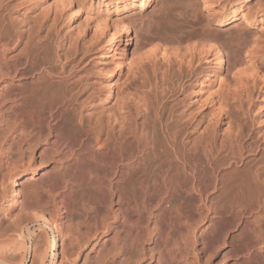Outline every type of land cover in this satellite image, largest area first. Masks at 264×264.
Returning <instances> with one entry per match:
<instances>
[{"label":"bare ground","instance_id":"1","mask_svg":"<svg viewBox=\"0 0 264 264\" xmlns=\"http://www.w3.org/2000/svg\"><path fill=\"white\" fill-rule=\"evenodd\" d=\"M55 1L63 6L72 7L71 21L79 16L80 6L73 7V0ZM222 1L227 0H202L201 4L205 9L211 10L221 5ZM90 2L103 5L109 10L110 14L105 20L100 17L103 20L101 24L104 23L100 25L103 28L98 30L101 32L99 36L101 34L103 36L107 29L113 28L112 38L115 39V46L108 47L104 56L109 58L112 53L113 58L119 59L115 64V69L119 74L122 73L127 62L130 64L135 62L139 79L142 80L141 86L145 88L151 84L153 77L159 81L166 76L175 61V56L181 59L180 64L185 63L190 69L184 77L187 79L196 75L194 66L198 56L211 54L218 57L221 70L227 58L233 55V61L236 62L232 63L230 71L234 72L233 79L238 87L235 86L236 90H233L235 93L232 94L233 92H229L231 89L228 90L226 86L229 84H225L224 77L218 74L213 85L218 87L214 95L224 91L226 97L227 94L232 95L230 97L233 100H236L237 96L240 104L244 103L245 97L248 101L251 100L250 93L244 90V86L250 84L249 79L256 77L252 70L255 67H252L253 64H250L252 65L249 66L250 69L247 65V68L243 67L244 60L241 53L243 51L246 55H255L256 48L261 49V47L259 43L257 45L258 40L249 36L248 33L243 32L244 34H240L241 37H237L241 46L239 45L240 49L235 50L228 44L218 45L219 41L215 43L216 38L211 39L209 34H198V40L193 37L196 35L187 36V39H184V36L183 40L180 38L182 45L187 43L188 48L191 47L186 48L188 50L187 54L185 53L186 56L175 52L181 44L180 46L178 44L175 49L170 46V42L168 43L169 39L166 42L165 39L157 37L143 43L138 48V59L132 61L127 54L131 42L130 23L120 18L115 17L114 19L112 14L123 10L121 8L125 3L132 8L145 10L153 0H115L114 4L104 0H90ZM8 7L0 5V81L5 85L2 89L4 97L1 110L8 114L11 131L3 140L9 146L7 151L0 145V174L5 170L13 172L17 168L27 166L25 173L15 175L14 183L23 179L28 182H37L38 185L30 195L40 196L42 201L44 198L49 199L57 195V205L62 208L63 212L64 210H75L73 195L78 188L85 187L97 192V198L90 201L92 207L89 211L86 210V214L82 213L81 220L75 224L70 221V226L74 228L77 235H90L94 230L91 225L92 220H100L103 226L114 233L116 238L124 237L123 248L125 246L126 249L129 248L125 254L127 261L139 254V244L143 236H149L148 242L157 238L166 247L178 229L186 228L187 230L190 223L198 219L197 221L200 220L198 223L203 225L197 224L196 229L192 230L193 264H213L217 260L214 259L217 257L216 252L221 246L226 252L225 258L235 256L232 252L234 251L232 241L236 239L242 245L241 252L236 254L237 263L264 264V170L258 166V163L264 164V156L258 163L249 166L250 162H245L247 158L243 155L246 151L251 152L252 146H247L239 136L234 134L221 141L216 138V135H212L202 143L190 145L189 141L186 142L182 138L189 133L192 124L191 120L187 119L186 113L174 115L171 109L167 122L163 124L160 122L161 127H158L148 118L150 115L160 116V111L164 108L158 105L156 108L153 107L155 109L152 112V102L145 107L142 105L144 106L146 102L140 105L143 109L141 117L148 116L141 125L136 121L137 116L135 119L132 116L131 107L127 105L129 111L125 108L124 102L120 104L122 106L119 110L110 113L106 118H96L90 113L85 115L86 111L91 112L87 103L95 100L93 97L96 87L89 82L87 77H79V70L75 67L78 64L77 59L63 57L59 54L61 45L56 42L55 53L45 54L42 62L36 63L34 61L36 59L32 58L34 52L30 49L31 30L28 25L19 26L16 21L18 17L10 13ZM251 12L234 15V18H240L246 26H253L255 15ZM257 13H259L258 10ZM224 20L220 23L221 25L232 19ZM180 39L177 40L180 41ZM21 44H24L21 54L14 55L13 53ZM171 44L174 46L175 42ZM119 50H121L120 54ZM231 58L233 57H230V60ZM74 63L75 65H72ZM69 66L71 69L67 71ZM151 72L154 75L152 78ZM56 78L59 80H55ZM184 78H180L179 90L184 87L181 83ZM261 78L264 80V75ZM23 80H31V84L35 87L42 86L39 90L43 94V104L40 102L36 107H32L28 103V98L34 94V91L19 90L21 85L19 81ZM224 87L227 89L224 90ZM107 89L105 102L115 98L113 86L109 85ZM128 90L120 92L121 98L126 101L128 96L134 92ZM243 92L246 93L245 97H243ZM86 94L89 96L87 102L79 103V97ZM262 98L260 108L264 110V94ZM136 108L134 109L138 110L140 107ZM48 144L53 149L58 146L62 154L58 159L56 170L52 171L51 180L43 182L40 179L41 176L34 178L36 171L33 168L35 166L33 155L35 149L42 150ZM157 148L164 150L166 161L169 163L168 168L155 165L159 157ZM44 151L46 152V148ZM28 152L29 160L26 162ZM240 164L245 167L249 166V168L241 171ZM29 171L32 173H26ZM9 175L7 177L12 178ZM173 202H178L181 209L180 206L178 209L164 208L166 203ZM20 203L26 206L23 201ZM32 217L35 222H40L45 218L39 214ZM228 223L229 226H227ZM217 224H222V227H217ZM120 225L122 228L119 227ZM27 231L31 232V229L27 227ZM249 233L254 234L253 244H250L246 238ZM20 244L13 249V253L20 255L25 249L23 243ZM55 247L54 240L52 249L55 250ZM7 254V251L5 253L2 249L0 264L10 262L6 259ZM54 259L52 264H57L56 254H54ZM152 260H156L157 264H171L163 254L159 259L152 258ZM180 263L188 264L189 262L184 260L181 262L175 257V264Z\"/></svg>","mask_w":264,"mask_h":264},{"label":"rangeland","instance_id":"2","mask_svg":"<svg viewBox=\"0 0 264 264\" xmlns=\"http://www.w3.org/2000/svg\"><path fill=\"white\" fill-rule=\"evenodd\" d=\"M73 1V7L80 6V14L73 21H71L72 7L63 6L55 0H0V5L9 6L10 13L18 17L16 21L19 26L24 27V25H28L30 28L32 38L30 49L34 52L32 58L36 59L34 60L36 63H41L45 54L52 55L55 53L56 42L61 45L59 54L63 57L77 59L76 63L79 65L76 64L75 67L79 70V77H87L89 82L96 87H94V90L97 93L93 97L95 98L93 102L88 101L87 107L91 108V112L86 111L85 115L90 113V115L96 116V118H106L110 113L119 110L122 106L120 104L124 102L125 108L127 109V105L131 107L132 116L134 119L137 116L136 121L141 125L147 120L148 116L141 117L143 109L140 105L146 102L144 106L142 105V107H145L148 103L152 102V112L158 105L164 108L160 111V116L150 115V118H148L150 122L152 121V124H156L158 127H161L159 126L161 123L167 122L171 109L174 115L186 113L187 119L191 120L192 124L190 125L189 133L182 136V138L186 142L189 141L190 145L202 143L212 135H216V138L221 141L234 134L239 136L247 146H252L251 152L246 151L243 155L247 158L245 162H250L249 166L261 160L264 156V110L260 108L264 94V80L261 78L264 75V0H227L221 3V5L225 3V6L219 5L211 10L204 8L201 4L202 0H153L152 4L145 10L141 11L136 7L132 8L129 4L125 3L121 8L123 10L112 14V18H120L128 24L130 23L131 42L127 54L132 61L138 59V48L143 43L157 37L165 39V41L169 39L168 43L170 42V46L175 47V49L181 44V48H177L175 52H178L182 56H186L187 49L191 48H188L187 43H183L182 45L181 39L183 40L182 37L184 36L185 39L187 36L190 37L191 35L192 37L196 35L193 37L198 40V34H209L210 36H208L211 39L216 38L215 43L220 42L217 43L218 45L223 46L224 44H228L234 50L240 49L241 42L237 41V37L240 34H244L243 32L254 37V39L258 40L257 45L259 43L261 47V49L256 48L257 54L255 51V55L249 56V54H244L243 51L242 53L240 52L244 60L243 67L247 65L249 68V66H252L250 64H253L254 66L252 67L255 68L252 69L251 67V69L255 73L254 77L256 76L254 79H249V85L244 86V90L250 93L251 100L248 101L245 97L246 93L243 92V97L246 100H244L243 104H240L237 96L235 97L236 100L230 97L232 95L228 96L227 90V97L224 91L218 92V95H214V91L218 87L213 85L218 74L224 77L226 80L225 84H229L226 86L228 90L231 89L229 92H233L232 94L235 93L234 91L238 87L233 79L234 72L230 71L232 63L236 62L233 61V55L230 56L233 57L231 60L230 57H226L227 60L220 70L218 57L216 58V56L214 57L211 54L198 56V54L197 62L194 66L196 75L187 79L184 77L190 69L185 63L180 64L181 59L175 56L173 65L163 79L160 76L161 79L156 81L153 73H150L153 79L150 82L151 84L147 85L148 87L145 86V88L147 87L146 89L141 86L142 80L140 81L139 79V72L135 62L132 64L127 62L124 65L122 73L119 74L115 69V64L118 63L119 59L113 58L112 53L109 58H105L104 56V52L108 47L113 48L115 46V39L114 37L112 38V33H114L113 28L107 29L105 35L101 36V34L99 36L100 30L103 28L101 26L104 23L101 24L103 20L100 17L105 20L108 14H110L108 8L103 5L93 4L90 0ZM104 1H111L110 3L114 4L115 0ZM111 9L113 10V6ZM257 10L259 13H257ZM249 11H252L255 15V18H252L255 22L253 26H246L240 18H234V15H240ZM6 14L8 15L7 12ZM224 19L232 20L221 25L220 23L224 22ZM177 39H180L181 42ZM171 42H175V45L172 46ZM120 47L123 48L122 46ZM23 48L24 44H21L13 54L20 55ZM120 51L119 54L121 53ZM240 56L239 58H241ZM113 62L115 63L113 64ZM72 65H75V63ZM69 69H71V66L67 67V71ZM181 77L184 78L183 82H181L184 87L182 90H179L178 83ZM55 80L59 79L56 78ZM19 82H21L19 90L34 91V94L28 98V103L32 107H36L40 102L43 104V94L39 90L42 88L41 85L35 87L31 84V80ZM109 85L113 86L115 98L109 100V102H105ZM4 87L5 85L0 81V145L7 151L9 146L3 140H5L7 134H10L11 123L8 120V114L1 110V102L4 97L2 89ZM227 87L223 89L225 90ZM128 89L135 93L133 92L129 95L126 101L121 98L120 92ZM136 92L137 95H135ZM88 99V94L80 96L79 103L81 101L87 102L86 100ZM138 102L140 104L137 105ZM133 106L134 108L137 106L140 108L138 107L139 109L136 108L138 110H135ZM45 148L46 152L44 151ZM45 148H42V150L35 149L36 151L33 155L35 163L33 168L36 171L34 178L41 176L40 179L43 182L51 180L52 171L56 170L58 159L62 154V150L58 146L53 149L48 144ZM157 153L159 157L156 159L155 165L168 168L169 163L166 161L164 150L157 148ZM25 160L26 162L29 160V152L26 154ZM176 165L177 162L175 161ZM240 165L241 171L249 168V166ZM258 166L264 170V164L258 163ZM26 168L27 166L25 168H17L13 172L5 170L0 174V250L2 251L3 249L5 253L7 251L6 259L10 260V262L7 261L8 264H52L55 261L54 254L57 256V264H157V261L152 260V258L159 259L162 254L171 264H175V257L181 262L184 260L188 261V264H193L192 230L196 229L195 227L199 224L203 225L198 223L200 220L197 221L198 219H196V221L191 222V228L189 227L187 230L186 228L178 229L166 247L157 238H154L152 242H148L149 236H143L139 244V254L136 255L137 257L133 256L134 258L127 261L125 254L129 248L126 249V246L123 248L124 237L122 236L121 239L116 238L114 233L106 226H103L100 220H92L91 225L95 232L93 230L90 235H77L74 228L70 226L71 223L75 224V222L81 220L80 215L82 213L86 214L89 211V208L92 207L90 201H94L97 198V192H93V190L85 187L78 188L73 195L75 210H64L63 212L62 208L57 205V195H54L55 197L51 196L49 199L44 198L43 201L40 196L34 195L33 197V194L30 195L38 185L37 182H28L23 179L17 181L16 184L14 183L15 175L25 173L24 170ZM26 173L30 174L32 172ZM223 173L225 174V172ZM7 175L12 176V178L7 177ZM20 201H23L26 206H23ZM179 206L178 202H173L171 204L166 203L164 208L168 209L170 207L169 209H172L173 207L178 209ZM36 214L37 216L39 214L45 217L42 220L43 222H35L32 216H36ZM229 223L227 226H229ZM27 227L31 229V232L27 231ZM119 227L122 228L121 225ZM217 227H222V224H217ZM246 238L250 244H253L252 242L255 241L253 233L247 234ZM54 240L56 243L55 250L52 249ZM230 240L232 241V239ZM18 242H22V245L25 247L20 255L13 253V249L21 245L20 243L17 244ZM232 244L234 248L232 252H234L235 256L232 255L229 258H225L226 252L221 246L216 252L215 256L217 257L214 259L217 260L213 264H239V262L237 263L236 254L238 255L241 252L242 245L237 239L236 241H232ZM10 247L13 248L11 249Z\"/></svg>","mask_w":264,"mask_h":264}]
</instances>
